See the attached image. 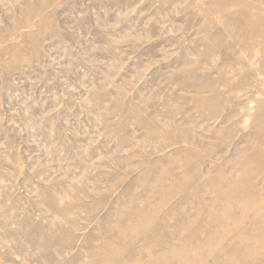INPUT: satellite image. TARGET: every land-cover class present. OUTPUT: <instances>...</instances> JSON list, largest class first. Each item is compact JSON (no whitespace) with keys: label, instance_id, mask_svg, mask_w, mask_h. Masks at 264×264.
Returning a JSON list of instances; mask_svg holds the SVG:
<instances>
[{"label":"rangeland","instance_id":"obj_1","mask_svg":"<svg viewBox=\"0 0 264 264\" xmlns=\"http://www.w3.org/2000/svg\"><path fill=\"white\" fill-rule=\"evenodd\" d=\"M0 264H264V0H0Z\"/></svg>","mask_w":264,"mask_h":264},{"label":"bare ground","instance_id":"obj_2","mask_svg":"<svg viewBox=\"0 0 264 264\" xmlns=\"http://www.w3.org/2000/svg\"><path fill=\"white\" fill-rule=\"evenodd\" d=\"M243 12V11H242ZM259 18V17H258ZM259 21H261V20H259ZM263 27V26H262Z\"/></svg>","mask_w":264,"mask_h":264}]
</instances>
